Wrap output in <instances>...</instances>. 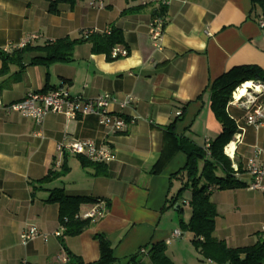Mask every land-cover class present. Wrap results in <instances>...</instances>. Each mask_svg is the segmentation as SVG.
Wrapping results in <instances>:
<instances>
[{
    "label": "crops",
    "instance_id": "obj_1",
    "mask_svg": "<svg viewBox=\"0 0 264 264\" xmlns=\"http://www.w3.org/2000/svg\"><path fill=\"white\" fill-rule=\"evenodd\" d=\"M51 1L0 0V52L19 50L8 46L30 34L40 36L29 44L34 48L64 37L79 39L86 31L105 33L118 28L128 56L108 61L105 54L93 53L89 42H82L75 46L71 60L45 66L30 64L38 53L28 49L20 61L9 63L0 73L2 101L56 89L86 99L103 93L118 99L131 95L129 106L114 104L110 111L133 118L134 123L117 133L93 114L67 119L49 113L38 124L0 110V264H63L67 253L93 262L100 255L98 234L107 238L120 264L146 245L174 246L184 233L180 220L190 218L191 197L186 190L172 206L186 181L184 174L174 176L186 163L175 138L204 148L219 136L222 127L210 107L209 85L233 67L264 69L262 17L251 13L250 0H171L163 33L153 42L148 33L153 6L148 0L58 3L56 12L49 11ZM254 107L264 111V94ZM226 111L237 127L231 140L239 134L234 153L241 170L237 178L247 187L212 192L210 200L217 211L214 236L228 247H244L263 236L264 190L248 187L252 178L244 165L255 157L256 146L264 150V118L256 128L247 124L248 111L233 104H227ZM172 122L174 128L166 129ZM88 139L112 150L113 159L102 163L105 175H93V169L83 167L77 155L57 150L61 142ZM255 160L264 163L260 156ZM63 163L69 167L63 177L32 189V182L48 170H59ZM53 188H63L69 196L104 201V214L77 236H55L61 226L58 204L45 201ZM95 203L81 205L79 215ZM30 225L48 239L38 237L21 244L20 235ZM175 230L180 238L171 237Z\"/></svg>",
    "mask_w": 264,
    "mask_h": 264
},
{
    "label": "trees",
    "instance_id": "obj_2",
    "mask_svg": "<svg viewBox=\"0 0 264 264\" xmlns=\"http://www.w3.org/2000/svg\"><path fill=\"white\" fill-rule=\"evenodd\" d=\"M78 1L82 0H52L49 4V11L56 12L58 3L74 6ZM250 2L251 13L256 17L261 16L264 20V0H250ZM82 42H89L91 51L105 54L108 61L115 60L111 57V51L116 45H122L129 51L125 46L122 31L118 28H112L105 33L86 31L82 32L79 39L64 37L34 48L27 45L11 54L0 52L2 61L0 73L6 70L9 63L20 61L23 53L28 49L38 53L32 57L30 64L47 66L54 62H67L71 60L75 46ZM246 81L264 83V69L255 65L233 67L209 85L210 107L216 120L220 123L222 131L209 144L207 151L187 139L175 138L177 150L186 155V163L174 176L184 174L186 181L178 190L172 201V206L178 202L186 190L191 192L188 203L190 218L187 222L180 220L179 225L183 231L192 233L191 241L199 254L215 264H264V234L254 244L244 247H228L224 241L214 236L217 211L214 203L210 200L214 190L247 187L246 183L234 175L230 159L224 154V147L237 131L235 121L228 115L226 106L232 92ZM173 128L174 122L166 127L168 130ZM77 156L83 167L93 169V175L106 174L104 164L91 162L80 155ZM68 171L69 167L65 163L59 170H48L45 176L31 183L32 189H42L44 185L63 177ZM48 191L49 195L45 201L58 204V219L61 226L64 227L62 235L77 236L93 224L94 220L80 218L78 214L81 205L95 203L97 200L85 196L66 195L63 188H53ZM176 208L179 211L181 209L179 204ZM97 238L100 255L96 261L85 262L80 256L67 253L68 261L65 264H120L118 259L113 256L107 238L102 234H98ZM142 248L147 249L146 252L141 253L140 248L136 254L127 259L126 264H173L166 255L164 242L146 245Z\"/></svg>",
    "mask_w": 264,
    "mask_h": 264
},
{
    "label": "built area",
    "instance_id": "obj_3",
    "mask_svg": "<svg viewBox=\"0 0 264 264\" xmlns=\"http://www.w3.org/2000/svg\"><path fill=\"white\" fill-rule=\"evenodd\" d=\"M171 0H148L153 6V15L149 23V37L153 42L160 40L165 26V10ZM260 27L264 28V20H259ZM38 34H30L26 36L19 44L8 46L17 49H21L33 41L39 39ZM6 47V50L7 48ZM126 48L116 45L111 51V57L114 59L124 58L128 56ZM253 86L246 89L244 94H240L237 89L232 92L231 98L228 104L236 105L249 112L247 116V124L253 125L256 128L263 125L264 111L260 107H254L258 101L260 95L264 94V83L252 82ZM242 85V84H241ZM240 85V86H241ZM133 101L131 95H127L123 99H118L111 96L109 93L100 94L94 98H82L72 97L67 91L63 89H56L49 92H30L24 98L4 103L0 98V110H4L7 113H18L23 117L33 119L36 123H41L45 116L49 113H60L67 119H75L86 115H96L101 125L109 127L114 132L124 133L128 126L134 123L133 118H125L120 113L110 111L111 105H118L120 108L129 106ZM179 114V113H178ZM225 147L224 154L230 159L231 169L236 177L240 176V168L235 162V150L236 145L239 143V134L235 135ZM64 140L66 138L64 137ZM63 140V141H64ZM233 143V147L230 148V144ZM229 147L230 151L227 152ZM209 144H205L204 149L207 151ZM57 150L60 153H70L74 155H80L95 163H107L113 159L112 150L104 145H98L92 140H72L71 142L64 144L63 142L57 145ZM255 157L260 156L264 159V150L258 146L254 148ZM255 157L248 159L245 162L244 169L251 176V182L248 185L251 189L264 190V163L257 164ZM106 204L102 200H97L95 205L80 218H91L95 220L104 214ZM64 231V227L55 232V236H60ZM261 232L264 234V223L261 225ZM41 237L45 241L48 239V235L42 233L36 226H28L20 235V243L26 245L28 242ZM172 238H180L181 233L179 230H175L172 233ZM167 243L170 242L168 239ZM141 253H145L146 250L141 248ZM65 264L68 261L67 257L61 259ZM24 264V263H22Z\"/></svg>",
    "mask_w": 264,
    "mask_h": 264
},
{
    "label": "rangeland",
    "instance_id": "obj_4",
    "mask_svg": "<svg viewBox=\"0 0 264 264\" xmlns=\"http://www.w3.org/2000/svg\"><path fill=\"white\" fill-rule=\"evenodd\" d=\"M189 213V210H188ZM192 234L184 231L182 239L174 246L170 245L166 248V255L173 264H208L197 251L195 245L190 241ZM179 244V245H178Z\"/></svg>",
    "mask_w": 264,
    "mask_h": 264
},
{
    "label": "bare ground",
    "instance_id": "obj_5",
    "mask_svg": "<svg viewBox=\"0 0 264 264\" xmlns=\"http://www.w3.org/2000/svg\"><path fill=\"white\" fill-rule=\"evenodd\" d=\"M251 86H253V83L251 81H246L241 86L238 87L237 91L240 94H244L246 89L251 87ZM229 147L232 148L233 147V143H231ZM229 147L227 148V152L230 151Z\"/></svg>",
    "mask_w": 264,
    "mask_h": 264
}]
</instances>
